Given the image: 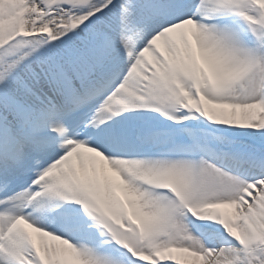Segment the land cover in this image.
<instances>
[{"label":"snow or ice","instance_id":"1","mask_svg":"<svg viewBox=\"0 0 264 264\" xmlns=\"http://www.w3.org/2000/svg\"><path fill=\"white\" fill-rule=\"evenodd\" d=\"M0 264H264V0H0Z\"/></svg>","mask_w":264,"mask_h":264}]
</instances>
